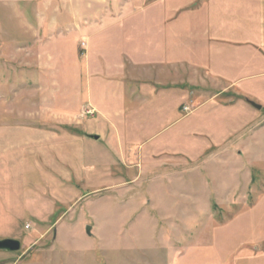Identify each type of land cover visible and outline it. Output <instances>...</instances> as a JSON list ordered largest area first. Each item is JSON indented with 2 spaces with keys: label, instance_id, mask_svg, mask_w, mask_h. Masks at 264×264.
Returning a JSON list of instances; mask_svg holds the SVG:
<instances>
[{
  "label": "rangeland",
  "instance_id": "rangeland-1",
  "mask_svg": "<svg viewBox=\"0 0 264 264\" xmlns=\"http://www.w3.org/2000/svg\"><path fill=\"white\" fill-rule=\"evenodd\" d=\"M15 1L9 0L8 4L10 35L22 23ZM154 1L41 0V10L47 12L50 7L52 12L64 4L66 7L69 3L82 2L86 7L82 10L88 13L90 21L93 17L101 22L98 26L107 27L92 39L91 56L100 53L113 55L115 44L120 41L116 34L118 28L111 25L115 17H127L132 7L139 8ZM118 4L120 8L116 9ZM24 14L28 15V10ZM98 26L93 25L100 29ZM25 28L28 36L34 32L27 30V26ZM120 28L126 33L124 24ZM90 34L87 32L88 36ZM63 39L66 45L57 38L58 53L63 50L60 53L63 56L58 59L60 84L56 83L47 90L53 102L51 108L43 104L33 108L27 103L24 105L23 99L19 104L26 116L27 113L38 116L31 121L32 124L54 130L56 136H43L48 132L42 129L35 130V136L28 130L25 134L17 131L15 116H7V124L0 129V240H19L22 245L19 252L0 251V264H168L159 244L163 240L167 248H175L177 241L183 240L176 228L180 224L175 220L181 218L169 216L168 209V215L161 218L155 215L154 209L164 208L162 200L169 197L171 203L168 202L166 208L174 212L177 209L186 211L182 202L193 203L196 197V208L216 211L213 218L217 225H224L246 209L256 210L262 223L264 77L244 80L238 86L239 90L227 93H221L222 86L226 85L224 79L210 86L206 93H199L196 87L191 89L186 85L185 106L173 118L167 112L169 118L153 121L149 128V125L144 126L145 122L140 124L102 116V111L119 105H115L110 92L98 96L96 85V91L91 94L90 81L94 80H81V71L84 74L88 62L81 54L84 50L82 43L86 44L87 50L86 41L68 32L64 33ZM123 39L118 43L127 51L130 37L126 35ZM64 60L66 63L63 64H67L74 77L66 78L67 74L62 72ZM262 71L261 67L249 68L244 75ZM233 72L236 76L241 69H233ZM127 83L133 84L130 80ZM9 91L6 104L11 106L3 108V112L17 114L14 102L19 101L17 98L23 92L20 90L15 96L16 90ZM25 93V97L33 98V90ZM214 93L218 94L200 105ZM46 96L41 95L43 102L47 101ZM65 98L71 104L65 105ZM248 100L261 105L262 109L257 110ZM81 104L80 118L75 119ZM91 105L99 108L94 115L86 113L87 109H93ZM44 113V117L55 119L74 118L67 123L76 130L98 131L107 139L93 142L74 130L58 125V128H51L49 119L37 121ZM145 127H148L146 131ZM16 131L18 137L13 135ZM22 134L25 146L18 143ZM111 137L115 141L121 139L124 146L118 147ZM4 142L7 144L1 149ZM180 191L186 198L176 205L175 196ZM202 213L206 214V211ZM248 218L247 215L245 219ZM184 220L186 226L201 228L202 234L212 228L209 223L213 224L207 214L205 218L188 217V222ZM154 224L160 227L151 232L150 226ZM168 226L177 231L163 234L161 231ZM88 228L90 235L87 234ZM143 244L146 248L141 249ZM261 248L264 249V243Z\"/></svg>",
  "mask_w": 264,
  "mask_h": 264
},
{
  "label": "crops",
  "instance_id": "crops-1",
  "mask_svg": "<svg viewBox=\"0 0 264 264\" xmlns=\"http://www.w3.org/2000/svg\"><path fill=\"white\" fill-rule=\"evenodd\" d=\"M15 2L22 23L17 31L10 35L7 27L9 0H0V129L7 124L8 117L15 116L17 131L25 134L28 130L35 136V130L42 129L48 132L43 136H56L53 134L56 131L40 128V124H32L31 121L34 122L38 116L32 117L34 115L31 116L30 113L26 116V108L24 114L19 104L23 99L24 105L27 103L33 108L42 104L51 108L53 102L47 90L53 88L56 83L60 84L58 81L60 77L57 76L58 72L60 73L58 59L59 56H63L60 54L63 50L58 53L57 38L59 37V41L66 45L63 39L65 32L74 33L87 43V50H81V54L88 62L84 74L81 71L80 76L81 80L85 78L86 81L88 78L94 80L90 81L91 94L96 91L94 90L96 85L98 96L103 97L110 92L115 105H119L109 111H102V116L140 124L145 122L144 126L149 125V128L152 127L151 122L169 118L167 112H170L173 118L178 110L185 106L186 85L191 89L196 87L199 93H206L210 86L224 79L226 85L222 86L221 93H227L238 89L244 80L264 77V71L244 75L249 68L264 69V0H156L139 8L132 7L127 17L118 16L116 19L112 18L115 19L113 23L110 22L113 27L118 28L116 34L120 39L115 44V51L111 53L113 55L100 53L92 56V39L97 38L107 27L98 26L101 22L93 17L90 21L88 13L82 10L86 8L82 2L76 5L67 3L68 6L65 7L64 4V7L52 12L50 7L47 12L41 10V0ZM119 8L120 4L116 9ZM27 10L28 15L25 16ZM94 24L101 28L93 27ZM121 24L126 26L125 35L120 28ZM25 26L29 28L27 30L34 32L28 36L29 33L24 32ZM87 32L91 34L88 36ZM126 35L130 37L127 48L125 46L127 51L118 43L124 41ZM66 52L67 50L64 52L65 57ZM63 63L66 61L64 60L61 65L65 67L62 72L67 74L66 78L74 77L72 70ZM238 68L241 72L233 76V69ZM128 80L133 84L127 83ZM85 87L89 93L88 85ZM30 89L33 90V98L25 97L26 90ZM9 90H16L14 94L12 93L15 96L20 90L23 92L21 99L16 97L19 101L14 102L17 114L3 112V108L11 106L6 104L10 95ZM42 94L47 95V101L41 100ZM215 94L218 93H214L200 105L211 100ZM38 100H41L39 104ZM68 100L64 99L65 105L69 102L71 104ZM82 108L81 104L75 119L80 118ZM91 108L96 112L99 110L95 105ZM42 115V119L39 118L37 121L47 118L51 122L49 124L51 128L59 126L68 128L93 142L102 138L107 139V136L98 131L76 130L67 123L74 118L55 119L44 117L46 113ZM89 123L94 124L92 121ZM94 126L97 127L95 124ZM148 127L144 128L145 131ZM17 131L13 132L16 137L19 136ZM92 135L99 136V140L90 138ZM24 139L22 134V139L18 140L22 146H25ZM110 139L118 147L124 146L121 139L120 141L118 139L115 141L112 137ZM6 144L7 142H4L1 149L5 148ZM175 197L176 205L186 198L182 191L177 192ZM195 198H192L194 204L182 202L187 208L186 211L179 212L177 209L174 212L173 209L166 208L168 202L171 203L170 197L162 200L165 209L161 207L154 209L155 215L161 218L168 215V210L169 216L181 218L175 220L180 224L176 228L183 240L177 241L175 248L170 247L174 249L173 251L167 248L165 241L162 240L159 244L168 264H264V249L261 248L264 243V220L262 223L259 222L258 218L262 217L256 210L246 209L224 225H217L213 218L217 214L216 211L208 208L204 211L213 224L209 223L212 228L202 234L200 233L202 229L198 226L192 228L183 224L184 218L188 222V217L192 219L206 217V214L202 213L204 211L196 208ZM207 204L209 207V203ZM247 215L248 220L245 219ZM157 227L160 226L158 224L150 226V231L153 232ZM177 229L172 230L168 226L161 232L164 234ZM142 233L144 231H141ZM140 248L146 247L141 245Z\"/></svg>",
  "mask_w": 264,
  "mask_h": 264
},
{
  "label": "water",
  "instance_id": "water-1",
  "mask_svg": "<svg viewBox=\"0 0 264 264\" xmlns=\"http://www.w3.org/2000/svg\"><path fill=\"white\" fill-rule=\"evenodd\" d=\"M248 103L256 108L257 110H261L262 106L258 105L252 101L248 100ZM90 138L94 140H99V136L92 135ZM87 234L90 235V228L87 229ZM21 242L19 240H13V239H6V240H0V251L8 252V253H14L19 252L21 250Z\"/></svg>",
  "mask_w": 264,
  "mask_h": 264
},
{
  "label": "built area",
  "instance_id": "built-area-1",
  "mask_svg": "<svg viewBox=\"0 0 264 264\" xmlns=\"http://www.w3.org/2000/svg\"><path fill=\"white\" fill-rule=\"evenodd\" d=\"M85 48H86V44L85 43H82V49H84L85 50ZM185 111H189V109L188 108H185L184 109ZM86 113H88V114H90V115H94L95 114V110H91V109H87L86 110Z\"/></svg>",
  "mask_w": 264,
  "mask_h": 264
}]
</instances>
